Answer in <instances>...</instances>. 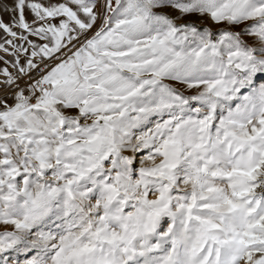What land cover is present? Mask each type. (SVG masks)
<instances>
[{"label":"snow or ice","instance_id":"snow-or-ice-1","mask_svg":"<svg viewBox=\"0 0 264 264\" xmlns=\"http://www.w3.org/2000/svg\"><path fill=\"white\" fill-rule=\"evenodd\" d=\"M0 264H264V0H0Z\"/></svg>","mask_w":264,"mask_h":264},{"label":"rangeland","instance_id":"rangeland-1","mask_svg":"<svg viewBox=\"0 0 264 264\" xmlns=\"http://www.w3.org/2000/svg\"><path fill=\"white\" fill-rule=\"evenodd\" d=\"M5 19H7V17H5Z\"/></svg>","mask_w":264,"mask_h":264}]
</instances>
